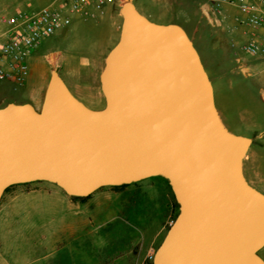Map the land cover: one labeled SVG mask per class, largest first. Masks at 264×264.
Returning <instances> with one entry per match:
<instances>
[{
	"label": "water",
	"instance_id": "obj_1",
	"mask_svg": "<svg viewBox=\"0 0 264 264\" xmlns=\"http://www.w3.org/2000/svg\"><path fill=\"white\" fill-rule=\"evenodd\" d=\"M121 25L90 108L52 68L42 103L0 106V200L44 180L71 197L165 178L178 206L152 264H264V192L246 178L252 138L230 131L186 30L120 4Z\"/></svg>",
	"mask_w": 264,
	"mask_h": 264
},
{
	"label": "rangeland",
	"instance_id": "obj_2",
	"mask_svg": "<svg viewBox=\"0 0 264 264\" xmlns=\"http://www.w3.org/2000/svg\"><path fill=\"white\" fill-rule=\"evenodd\" d=\"M48 1L0 0V12L33 11ZM133 2L151 20L180 24L210 74L207 54L214 51L196 27H204L209 38L216 35L218 43L223 35L203 12L205 0ZM103 13L87 18L72 13L67 27L42 39L27 58L30 72L25 84L0 82V106L32 99L42 69L49 74L56 68L70 90L78 79L89 83L93 71L89 62L98 53L103 59L117 38L113 19ZM259 61L258 71L237 77L232 87L210 77L224 124L232 132L252 136L243 170L262 189L261 182L249 175L253 165L254 174L264 177V100L256 93L264 91V61ZM27 183L14 184L0 200V264H150L175 210L166 205L169 199L164 194L144 182L131 184L125 191L105 187L85 199L71 197L48 181ZM258 253L264 259V246Z\"/></svg>",
	"mask_w": 264,
	"mask_h": 264
},
{
	"label": "built area",
	"instance_id": "obj_3",
	"mask_svg": "<svg viewBox=\"0 0 264 264\" xmlns=\"http://www.w3.org/2000/svg\"><path fill=\"white\" fill-rule=\"evenodd\" d=\"M123 1L49 0L33 11L17 9L12 13L0 12V82L16 86L25 84L29 70L28 56L42 39L67 27L71 22L70 14L93 17L102 14L108 5ZM225 5L237 7L241 22L254 30L263 31L259 37L244 42L241 50L260 56L264 61V0H205L203 12L208 17H217Z\"/></svg>",
	"mask_w": 264,
	"mask_h": 264
},
{
	"label": "crops",
	"instance_id": "obj_4",
	"mask_svg": "<svg viewBox=\"0 0 264 264\" xmlns=\"http://www.w3.org/2000/svg\"><path fill=\"white\" fill-rule=\"evenodd\" d=\"M120 4H121L120 2H115L111 5H108L104 11V13H108L113 19V26L115 30L117 31L116 32L117 38L116 40H114L113 44L108 48V50L116 43L118 36H119V30H120V25H121V16L119 13ZM74 15H78V14H74ZM208 18L210 20H213L215 24L219 27V29H221L223 39H221L219 41L220 43H218L216 35L209 38L206 35V31L204 27H200V26L196 27V30L197 28L199 30L200 36L202 35V37L204 38L203 41L207 42V44L214 51L212 55L207 54V58L209 59L208 66L210 69L209 70L210 74L209 72L207 73L209 77L211 75L212 79L215 80L217 83H223L225 84L226 87L227 86L232 87L235 85V83L238 82L236 80L237 77H240L242 79L247 78L248 76L252 74V71L254 72L258 71L257 69L259 68V62H260L259 60L261 59V57L257 55H249L247 53H244L241 50V45L250 39L259 37L261 34H263V31L254 30L246 23L241 22L242 17H241V14L239 13V10L237 9V7L231 6V5H225L222 13L218 15L217 17H208ZM170 22H176V21L172 20ZM232 47H236V49L234 50V48ZM108 50L104 53L103 59L100 53H98L97 56L93 57L91 62H89V66L93 69L92 75H91L92 78L90 82L84 83L82 79L81 80L78 79L74 83V89L71 90V92L79 100H81L83 103H85L90 108L99 109V108H102L105 103L104 96L100 89L99 74L103 67L104 58ZM34 51L30 55H32ZM239 52H242L244 54L240 55L241 53ZM27 64H28V69H29V63L27 62ZM28 72L30 71L28 70ZM27 76H29V73ZM37 77H38V82L35 84V94L32 96V99L23 100L20 102H31L32 104L34 103L33 105L35 107L39 108L42 103L43 94H44V90H45V87H46V84L49 78V74L46 73L45 69H42L40 72H38ZM27 78H26V81H27ZM212 79H211V82H212ZM212 85H213V82H212ZM213 91H214V100H215L214 85H213ZM256 93L258 97L264 100L263 90L259 92L256 91ZM219 115H220V112H219ZM251 127H250V130L253 131V128ZM242 135L249 136L247 134H242ZM249 137L252 138V136H249ZM250 169H251V172L249 174L250 177L253 180L261 182L262 184L261 188L263 190L259 189L256 185H254L251 182L250 178L248 179L246 177L247 180L253 186H255L256 188L264 192V177L260 178L256 174H254L253 165L250 166ZM139 181L140 182L137 183L138 184L137 186H139V184L143 182H144V185H148L149 187L154 186L158 189V191L161 194H164L167 197V199H169L166 183L162 179L148 177V178H145ZM128 187L126 186L121 190L125 191L127 190ZM166 205L172 207V205L169 204L168 202H166Z\"/></svg>",
	"mask_w": 264,
	"mask_h": 264
},
{
	"label": "trees",
	"instance_id": "obj_5",
	"mask_svg": "<svg viewBox=\"0 0 264 264\" xmlns=\"http://www.w3.org/2000/svg\"><path fill=\"white\" fill-rule=\"evenodd\" d=\"M150 178H159V179H162V180L166 183V186H167V188H168L169 204H171V205L175 208L174 213H173V215H172V217H171V222H172V221L174 220V218L176 217L177 213H178V206H177V203H176V201H175V199H174V196H173V193H172V191H171V189H170V186H169L167 180H166L165 178L161 177V176H151ZM35 182H40V180H37V181H35ZM139 182H140V181H135V182L126 183V184H120V185L103 186V187L98 188L97 190L103 189V188H105V187H106V188L113 189V190H121V189H123L124 187H126V186H128V185H131V184H137V183H139ZM23 184H28V183H23ZM13 186H16V185H11V186L7 187V188L5 189V191H4V193L7 192V191H8L11 187H13ZM97 190H95V191H97ZM4 193L2 194V196L4 195ZM88 196H90V194H89ZM1 198H2V197H1ZM74 198H77V197H74ZM85 198H86V196H85V197H81V199H85ZM150 264H152L151 261H150Z\"/></svg>",
	"mask_w": 264,
	"mask_h": 264
}]
</instances>
